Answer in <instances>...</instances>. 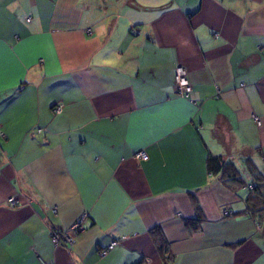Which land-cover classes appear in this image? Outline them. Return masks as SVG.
Masks as SVG:
<instances>
[{"label":"crops","instance_id":"0c3cea01","mask_svg":"<svg viewBox=\"0 0 264 264\" xmlns=\"http://www.w3.org/2000/svg\"><path fill=\"white\" fill-rule=\"evenodd\" d=\"M209 154L264 177V0H0V264H264Z\"/></svg>","mask_w":264,"mask_h":264},{"label":"trees","instance_id":"16d2710c","mask_svg":"<svg viewBox=\"0 0 264 264\" xmlns=\"http://www.w3.org/2000/svg\"><path fill=\"white\" fill-rule=\"evenodd\" d=\"M57 105H59V104H57ZM57 105H55V107ZM55 107H54V110H55ZM206 159H207L206 160L207 170L210 173L217 175L221 181H223L225 183L227 182L229 184H238V185H240V187L243 186V187L247 188V196H246L245 201L247 203V209L249 211H251L252 213L254 211L259 212V213L261 212L260 213L261 215L264 213V177L261 174L257 173L253 169L254 166H252L251 164H248L251 183L247 184V182H246L245 178L243 177L240 169L235 164H233L230 160H226L223 156L212 155V154H209ZM87 219L88 218H86V221H87ZM86 221H85V224H86ZM198 222H199V218L197 217L194 220H192L190 222H186V223L194 227L195 225L197 226ZM84 227H85V225H84ZM66 228H64V229H66ZM59 230L61 231L63 229L53 228L50 231L53 232V231H59ZM51 232H50V236L52 237ZM161 238L163 240H161ZM161 238H159L161 243L159 244L158 249H159L160 253L163 254L165 262H167L173 257V253L170 252L168 248H166L165 244L167 242L164 240L163 237H161ZM74 239H75V237H74ZM114 240H117V239H114ZM52 242L54 244L53 239H52ZM107 246L105 248H107Z\"/></svg>","mask_w":264,"mask_h":264},{"label":"built area","instance_id":"2783aa9c","mask_svg":"<svg viewBox=\"0 0 264 264\" xmlns=\"http://www.w3.org/2000/svg\"><path fill=\"white\" fill-rule=\"evenodd\" d=\"M174 84L176 86V90L181 95L187 96L188 93L191 91V86L189 84V81L186 76V70L182 66H176L173 76ZM61 105H57L55 107V112H60ZM255 121L257 124H260V121L258 118L255 117ZM136 157H140L141 159L146 160L147 154H145L143 151H138L135 155ZM9 203L11 205H15L16 201L13 197L8 199ZM227 210H224V213H227ZM87 218V213H83L75 222H73L69 227L63 230L59 231H53L52 239L54 241V245H63V244H73L74 237L81 231L84 230L85 221ZM118 243V240H113L107 248L101 250L100 254L101 256L105 255L110 249H112L116 244Z\"/></svg>","mask_w":264,"mask_h":264},{"label":"rangeland","instance_id":"374dc122","mask_svg":"<svg viewBox=\"0 0 264 264\" xmlns=\"http://www.w3.org/2000/svg\"><path fill=\"white\" fill-rule=\"evenodd\" d=\"M82 214H83V213H82ZM82 214H80V215L78 216V218H79ZM78 218H77V219H78Z\"/></svg>","mask_w":264,"mask_h":264}]
</instances>
